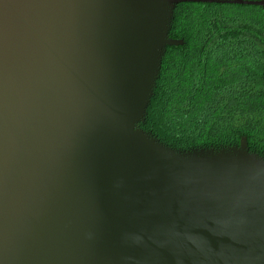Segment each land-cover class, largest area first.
Instances as JSON below:
<instances>
[{"label":"water","instance_id":"water-1","mask_svg":"<svg viewBox=\"0 0 264 264\" xmlns=\"http://www.w3.org/2000/svg\"><path fill=\"white\" fill-rule=\"evenodd\" d=\"M182 3L0 0V264H264V157L142 130Z\"/></svg>","mask_w":264,"mask_h":264},{"label":"trees","instance_id":"trees-1","mask_svg":"<svg viewBox=\"0 0 264 264\" xmlns=\"http://www.w3.org/2000/svg\"><path fill=\"white\" fill-rule=\"evenodd\" d=\"M139 127L175 149L238 147L264 157V7L182 3Z\"/></svg>","mask_w":264,"mask_h":264}]
</instances>
